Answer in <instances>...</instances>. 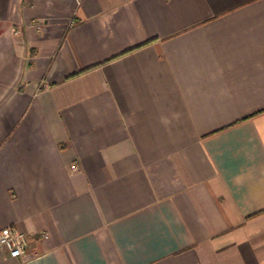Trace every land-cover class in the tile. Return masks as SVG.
<instances>
[{
    "label": "crops",
    "instance_id": "1",
    "mask_svg": "<svg viewBox=\"0 0 264 264\" xmlns=\"http://www.w3.org/2000/svg\"><path fill=\"white\" fill-rule=\"evenodd\" d=\"M8 227L0 264H264V0H0Z\"/></svg>",
    "mask_w": 264,
    "mask_h": 264
},
{
    "label": "built area",
    "instance_id": "2",
    "mask_svg": "<svg viewBox=\"0 0 264 264\" xmlns=\"http://www.w3.org/2000/svg\"><path fill=\"white\" fill-rule=\"evenodd\" d=\"M48 238V235H43ZM29 239L27 234L16 227H8L0 231V249L7 251L13 259H24L28 257Z\"/></svg>",
    "mask_w": 264,
    "mask_h": 264
}]
</instances>
